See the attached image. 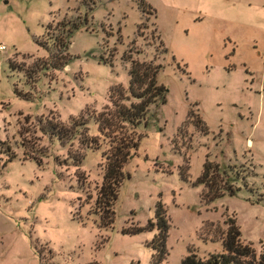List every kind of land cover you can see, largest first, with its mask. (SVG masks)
Segmentation results:
<instances>
[{
    "label": "rangeland",
    "instance_id": "rangeland-1",
    "mask_svg": "<svg viewBox=\"0 0 264 264\" xmlns=\"http://www.w3.org/2000/svg\"><path fill=\"white\" fill-rule=\"evenodd\" d=\"M136 1L0 0V264H149L154 231H122L152 220L155 202L169 224L161 264H179L186 249L200 259L220 254L219 242L198 235L206 222L224 228L225 218L256 254L264 243V0H144L153 18ZM66 21L78 30L61 54L51 39ZM50 53L69 61L47 68ZM128 53L160 66L166 93L135 130L112 224L101 228L93 201L108 141L92 117L109 88L127 87ZM78 116L99 136L98 149L81 150L75 138L60 145L40 131ZM204 160L236 175L235 195L201 200Z\"/></svg>",
    "mask_w": 264,
    "mask_h": 264
},
{
    "label": "trees",
    "instance_id": "trees-1",
    "mask_svg": "<svg viewBox=\"0 0 264 264\" xmlns=\"http://www.w3.org/2000/svg\"><path fill=\"white\" fill-rule=\"evenodd\" d=\"M136 2L142 15L148 12L153 18L154 11L144 0H137ZM60 27V34L52 37L51 44L54 51H61L62 54L67 52L70 39L73 33L78 30V24L66 21V23H60ZM156 37L158 45L164 52L157 33ZM44 46L47 47L46 42H44ZM122 60L128 63L127 87L124 89L116 85L109 88L107 92L108 104L104 105L99 112L94 113L92 117L98 135L108 141L107 150L101 155L103 159L101 183L96 188L93 201V213L98 216L99 227L101 228H107L112 224V206L116 200L119 185L124 178L122 167L130 158V151L136 149L140 138L135 130L140 124L143 126L146 124L148 110L152 104L164 103L166 93L165 88L156 81L160 66L155 64L153 60L139 61L132 58L129 53L124 54ZM68 61L69 58L66 55L50 53L46 61L41 62L47 68L58 69L66 65ZM8 67L11 70L13 69L11 62H8ZM42 68L44 69V67ZM14 93L19 97L15 91ZM187 118H192L194 127L206 133L205 125L197 114L189 110ZM29 119V116H24V123L28 122ZM40 131L55 138L60 145L66 140L70 142L75 138L81 150L98 149L99 147V136L88 134L86 121L82 120V116H78L77 120L71 118L67 125L57 119L53 122L48 121L43 128H40ZM21 132L22 129L20 128L18 134L21 135ZM82 152L79 151L76 157H73L74 163H78L79 159L82 158ZM30 159L39 164L34 157L30 156ZM179 174L183 180L186 179V165L180 169ZM235 181L236 175H227L219 169L217 164L204 160L195 184L201 185L203 188L200 193L201 200L204 203H210L224 195H235L238 191L234 186ZM222 225H224V228L210 222L203 223L198 235L202 241L219 242L222 250L220 254H211L200 259L192 250L186 249V255L180 260L179 264H264V243H260L259 252L256 254L249 243H245L240 239L239 227L234 218H225ZM168 227V217L162 204L155 202L152 220H148L143 227L133 226L131 229L123 230L122 233L133 235L142 231H154L148 244L151 250L149 264H161L167 255L165 240ZM210 229L214 234L209 238H205ZM87 264L97 263L90 262Z\"/></svg>",
    "mask_w": 264,
    "mask_h": 264
},
{
    "label": "built area",
    "instance_id": "built-area-1",
    "mask_svg": "<svg viewBox=\"0 0 264 264\" xmlns=\"http://www.w3.org/2000/svg\"><path fill=\"white\" fill-rule=\"evenodd\" d=\"M5 51V47L3 45H0V52Z\"/></svg>",
    "mask_w": 264,
    "mask_h": 264
},
{
    "label": "crops",
    "instance_id": "crops-1",
    "mask_svg": "<svg viewBox=\"0 0 264 264\" xmlns=\"http://www.w3.org/2000/svg\"><path fill=\"white\" fill-rule=\"evenodd\" d=\"M255 9V8H254Z\"/></svg>",
    "mask_w": 264,
    "mask_h": 264
}]
</instances>
